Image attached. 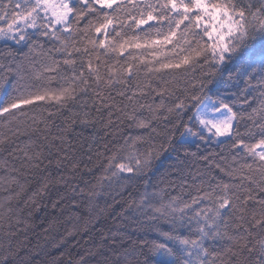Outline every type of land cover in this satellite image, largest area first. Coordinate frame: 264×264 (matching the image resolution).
<instances>
[{"label": "snow or ice", "instance_id": "obj_1", "mask_svg": "<svg viewBox=\"0 0 264 264\" xmlns=\"http://www.w3.org/2000/svg\"><path fill=\"white\" fill-rule=\"evenodd\" d=\"M0 41V152L20 160H0L5 235L19 223L18 177L53 159L81 168L79 124L95 130L80 148L99 174L72 187L73 212L91 220L101 197L144 181L119 215L158 239L130 264H264V0H0ZM173 152L163 187L149 192L155 162ZM13 256L0 245V264Z\"/></svg>", "mask_w": 264, "mask_h": 264}, {"label": "trees", "instance_id": "obj_2", "mask_svg": "<svg viewBox=\"0 0 264 264\" xmlns=\"http://www.w3.org/2000/svg\"><path fill=\"white\" fill-rule=\"evenodd\" d=\"M4 48L5 42L0 41V50ZM144 114L147 115L146 112ZM57 122L60 123V121ZM75 127L76 132L71 134V139L77 148L76 156L83 159L79 170L73 172L67 165H57L53 159L51 164L45 161L46 171L38 175L29 173L27 177H18L21 182L27 181L26 191L22 194L17 210L19 223L16 222L14 216L11 220L12 229L9 235H5L6 226L0 229V245L6 247L9 243L11 244L14 253L13 264H55L60 259L63 260V264H68L70 257L78 259L80 255H85L88 252L95 254L87 257L91 264H107L108 261H111L112 264H130L139 256V245L142 241L158 239L156 234L147 227L143 229L138 227L136 221L139 218L134 220L132 212H128L126 216L119 215L121 209L126 208L129 202L140 198L144 189L143 180H134L126 186V190L117 189L116 191L120 194L114 193L115 200L111 196L101 197L99 204L104 211L100 212L98 208L99 215H94L91 220L86 214V210H81L85 211L83 216L79 212L71 210L73 207L72 187L83 186L84 180L93 181L92 172L99 174L96 169L95 155L89 162L87 155H84L86 149L80 148L81 144L91 143L90 136L95 130L83 128L79 124ZM123 131L139 130H129L125 125ZM156 139L158 141L159 137ZM189 147L191 151L199 152L201 155H205L209 151L217 153L220 151L216 145H205L199 150L195 144ZM52 152L55 154L56 149L52 148ZM175 155L174 152L171 155L164 153L155 162V168L148 178L153 186L149 188V192H152L157 185L163 187L160 184L161 176L174 164ZM5 157L9 167L12 165L20 167L19 159H14L8 152H0V160ZM196 163L203 165L205 162L197 161ZM84 164L88 167H84ZM89 169H92V172H89ZM215 171L213 169L214 173ZM0 175H8V173L0 168ZM11 175H16V173H11ZM189 180L191 181V177ZM44 184L47 186L41 191V186ZM2 189L3 186H0V197L7 194ZM77 191H79L78 187ZM168 191L173 195L181 194L179 183L177 182L175 189L169 188ZM33 192L37 193L35 197H32ZM76 200L78 201L79 197H76ZM57 203L60 206L54 207V204ZM15 205L16 201H13V206L15 207ZM159 224L164 229L169 227L164 221H160ZM73 226H76L78 231L74 232L72 236H67L66 233Z\"/></svg>", "mask_w": 264, "mask_h": 264}]
</instances>
